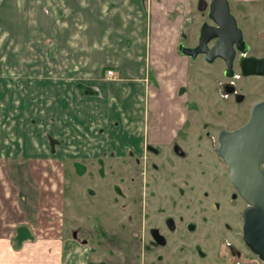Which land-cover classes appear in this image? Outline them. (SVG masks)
<instances>
[{
	"label": "crops",
	"instance_id": "crops-1",
	"mask_svg": "<svg viewBox=\"0 0 264 264\" xmlns=\"http://www.w3.org/2000/svg\"><path fill=\"white\" fill-rule=\"evenodd\" d=\"M229 1L250 3L262 0ZM56 2L59 17L61 12L71 17L68 18L69 27L54 21L51 28L48 26L49 30L39 31L41 27L32 24L25 29V51L27 42L37 50L43 49L47 37L51 39V46L59 48L49 61L58 62L55 66H59L60 73H55L58 78L54 81L42 72L44 53L41 50L34 54V59L27 60L29 70L33 72L25 80V90L32 82L45 90L49 85L53 86L47 98L42 93L37 99L42 106L38 110L40 124H30L33 132L27 129V134L22 132L25 126L11 124L10 137L4 144L0 143V264H94L89 246L71 235L72 230L83 224L70 226L65 222L66 217H62L66 197L61 191L66 167L76 173L79 171L77 161L102 160L138 151L145 139L144 128L149 126L150 120L155 124L157 120L173 119L172 114L167 113L170 102L165 98L156 102L155 112H148L143 67L150 59L148 45L153 36L154 44L159 48L155 55L165 58L171 66L184 59L175 50L176 39H172V32H177V27L183 24L181 13L185 7L183 10L181 7L187 1L155 0L165 6L158 9L160 15L167 10V4L178 11L175 21L163 15L161 24L157 26L156 22V33L151 29L154 23L152 9L148 10L147 16L143 0ZM33 8L32 5L30 13ZM106 13L113 21L108 29V39L113 32L116 36L108 43L104 55L95 49L89 51L90 31L83 32L82 26L94 23V18L97 26L96 17ZM51 31L54 32L52 38L48 36ZM94 33L98 35L96 27ZM182 65L177 64L172 73L177 69L182 71ZM108 69L114 70L117 79L107 75ZM192 80L187 68L179 81L191 84ZM168 87L170 92L174 89L172 82ZM160 93L165 97L164 89ZM161 124L154 126L150 133L149 139L154 143L168 142V134ZM30 161L34 162L32 166ZM86 170L85 165L82 174ZM67 230L70 231L69 237Z\"/></svg>",
	"mask_w": 264,
	"mask_h": 264
},
{
	"label": "flooded vegetation",
	"instance_id": "flooded-vegetation-1",
	"mask_svg": "<svg viewBox=\"0 0 264 264\" xmlns=\"http://www.w3.org/2000/svg\"><path fill=\"white\" fill-rule=\"evenodd\" d=\"M186 1L184 6L186 11L184 9L181 13L183 25L182 29L177 31V39V32H172V39H176L178 56L188 60L189 71L191 66L199 63V60L209 64L221 61L219 65L221 70L218 69L221 79H216L223 91L222 94L220 90L221 94L225 97L234 96L238 102L244 101L246 96L240 92L237 85V80L244 77L238 64L242 53L236 47L238 36L232 31L228 18H223L221 12L218 11V16L224 20L228 30L222 37L220 35L212 37L218 30L223 31L224 29L220 22L217 23L210 17L209 4L212 0L209 2L198 0L196 2L197 14H191L192 9H188L193 5V1ZM254 33L253 39L248 41L243 33V40L247 45L245 55L264 57V50H260L264 43V30ZM204 40L207 41L206 46L208 47L204 53L189 56L180 49V45L189 48L197 47ZM233 42L236 50L233 60L235 75L228 76V63L222 56L232 57V46L231 49L229 47ZM217 45L223 48H219L215 54L208 52ZM255 50L262 52L254 53ZM159 59H163L166 65H170L165 58ZM150 65L151 63L145 64L146 67ZM166 65L164 64V68ZM145 66L143 74L145 81H148ZM171 75L172 73L166 72L158 74L156 69L153 73L159 85H161V76L170 77ZM204 81L203 78L200 82L195 79V86L198 88V85L203 84ZM192 85L193 82L189 84L180 81L177 82L172 93L165 91L166 100L174 101L172 104L170 102L167 107L169 114L174 112V117L172 114V120H157L151 127H145V139L142 145L138 146V151L96 160V169L100 164L97 169L100 175L107 179L113 178L108 181V184L117 198L113 199L115 196H112V200L120 204L127 196L129 201H122L121 209L124 212L131 210L132 213L124 215L126 219L121 218L120 215L114 218L117 220L118 230L123 231L121 234L107 227L111 221L108 223L105 220L104 211H97V207L91 209L92 213H89V215L96 213V216L88 218L91 222L90 238L81 237L82 228L80 226L71 231L73 238L89 246L94 264H106V260L94 259L95 251H97L96 245L101 246L104 241L117 243L123 247L126 242H136L141 246L142 253L148 250L157 264H264V261L250 249L245 241L243 213L248 204L233 184L228 166L217 152L222 129L217 128L212 132L207 123L202 127L203 135L197 136L198 130L189 120L190 113L194 110L199 112L201 104L198 94H196L197 101H192L188 93ZM159 91H163V88L161 87ZM262 100L264 98L257 101L254 106ZM191 103L194 106L190 105ZM185 111L188 115H184ZM159 122L168 134L166 143L158 144L149 139L153 127ZM169 147L172 150L170 153L167 152ZM128 159L132 160L133 169L128 168V164L131 163ZM114 163L116 171L113 169L112 173L115 174L110 175L106 168ZM89 171L93 177L94 170ZM116 178L122 179L118 185L114 181ZM92 180L96 181L98 187L106 186L100 180ZM89 185L90 195L87 191V196H96V188ZM126 189L132 191L133 197L131 193L126 192ZM106 192L109 194L107 189ZM123 234L125 237H122Z\"/></svg>",
	"mask_w": 264,
	"mask_h": 264
},
{
	"label": "rangeland",
	"instance_id": "rangeland-1",
	"mask_svg": "<svg viewBox=\"0 0 264 264\" xmlns=\"http://www.w3.org/2000/svg\"><path fill=\"white\" fill-rule=\"evenodd\" d=\"M192 1L193 5L188 7V9H192L191 14H197L196 2L198 0ZM206 1L209 2L210 0ZM143 3L147 12V16L148 10L152 9L154 23L153 25H151V29L153 28L154 33H156L157 26L161 24V18L163 17V15L167 16L172 21L176 20L178 11L170 8V4L166 5L167 10H163V14L160 15L158 13V9L165 7L164 5L162 6L161 4H159V2L155 3V0H143ZM32 5L34 7L33 12L31 10L30 13L29 9H31ZM58 5L59 4L58 2H56V0H0V143L2 141V144H4V141H6L8 137H10L11 124L12 126H16L17 124L25 126L22 129V132L25 134L28 133V130L30 132H33V127H29L30 124L34 122L40 124V121H38V119L41 117V115L39 114L40 111L38 112V110L42 106L37 101V99H40L39 96L42 93L43 95H46L45 98H47V94L52 93V90L50 88H53V86L49 85V87H47V90H45V88H43L36 82H32L31 87L27 86V90H25V80H27L33 72L32 69L29 70L27 60L34 59V54L41 50V53H44V56L42 57V65L44 66L42 72L46 73L48 78L52 77L51 79L54 81L58 78L55 77V73H60L59 66H55L56 64H58L57 61L52 60L50 63L49 61L51 59L50 57L55 55L59 51V48L55 49L53 45L51 46L49 44L51 42V39L47 37V44H45V47L43 49H41L42 47H40L39 50H37L36 48L31 47L30 42H27L25 51V29H27V27L32 24L35 27H37V25L40 26L41 29L39 31H45L44 28H48L49 30V27L51 28L55 24V22H62L66 27H69L70 24H68V18L71 17H69L67 13L65 14V12H61L62 17H59V15L57 14L58 9L56 7ZM175 5L176 2L172 4L173 7H175ZM230 5L231 12L237 18L238 25L243 31L244 37L247 41L253 39L255 31L264 30V0L250 3L230 2ZM181 9H184V5H182ZM143 16L144 15H142V17ZM41 19H43V21L49 20V22H42ZM96 19L97 26H95L96 21L94 18V23H85L83 24L82 28L83 32L90 31L89 40L91 48L89 49V51L91 49H95L96 51H98V53H103L105 55L108 50V43L110 41H113L114 36H116L115 32H113V36L108 39V29H111L110 23L113 21H111L108 13H106L104 16H97ZM38 21H40V23H37ZM45 24L47 27H44ZM182 25L177 27V31L180 30V28L182 29ZM94 27H96V32L98 35H94ZM37 29L38 28H36L35 31ZM63 30H65L64 27ZM150 31L151 30L149 28V34ZM58 32H60L59 29ZM53 33L54 32H52L51 35L48 36L52 38ZM177 38L178 32L176 34V39ZM154 41L155 39L153 36L151 38V42H149L148 45V48H150L151 60L149 59L146 62L148 65L150 61H152V64L147 67L145 66V69H147L146 76L148 75L146 86L144 83L146 91L145 104L148 112H155L156 102L165 98L159 91L161 87L164 89V91H170L171 89L168 87V84L170 82H172L173 87L175 83L180 82V76H184L186 74V62L188 61L186 58H184L182 61L174 63L172 66L166 65V67L164 68V60L157 57H160L159 54L155 55L158 47L156 44H154ZM175 50L177 52L176 45ZM260 50H264V43L262 49ZM253 52L261 53L262 51L255 50ZM177 64L182 65V71L176 70L175 73H172L173 68H175ZM220 64L221 61H218L214 64H209L204 61L202 62V60H199V63L197 65L190 67L189 72L193 77V85L192 87H189L188 93L190 94L192 101H197L196 94L199 95L198 98L201 101L199 109L200 111L197 112L196 110H194V112L190 113L189 117V120L194 123L193 126H196L198 130L197 136L203 135V132L201 130L202 127L207 123L212 129V132L217 128L230 130L240 128L249 120L254 104L260 99L264 98V77L257 75L244 76L241 77V79L237 80V85L240 89V92L244 93L246 96V99L244 101L238 102L234 96L225 97L224 95H222L223 91L222 89H220L218 82L216 81V79H221L218 71V69L221 70V68L219 67ZM155 69L158 71V74H164L165 72L172 73V77L170 78L167 76L163 78L161 76V86L153 76ZM48 78L47 82H49ZM202 78L205 81L203 84L198 85V89L195 86L194 80L197 79L200 82L202 81ZM220 90L222 91V94ZM170 102L172 104L174 101L170 100ZM190 105H193V103H191ZM172 114L174 117V112H172ZM184 115H188L186 111L184 112ZM25 122H27V124ZM151 126L152 122L150 120L148 127ZM194 133L196 134V132ZM80 143L82 144L83 141H81ZM2 144H0V146H2ZM167 152H172L171 147H169ZM128 160L129 162H131L130 164H128V168L133 169L132 160ZM95 162L96 159L77 161L76 164L79 167V171H77L76 173H73L72 169L66 167V178L65 182H63L61 191L62 195L66 197V201L64 202L65 211L62 212V217H66L65 222L68 225L70 224V226H73L76 223H82L84 226H81V237H87V239L90 238L89 231L91 228V222L88 220V218L96 216L95 212L93 215H89V213H92L90 212L91 209H95L97 207V211H104L105 220L108 223L111 221L107 227L112 230L115 229V232L118 231L119 234H121L123 231L120 232V229L118 230V227L116 225L117 220L114 218L119 215L121 218H123L132 213L131 210H127L124 212L121 209V202L129 201L127 196L126 199H122L120 204L112 200V196H115L113 199L117 198L116 194H114V191L109 188L108 184V181L113 178L110 177L107 179L105 177H102L97 170L100 164H98V168L96 169ZM29 163L31 164V166L34 164V162L32 161H30ZM99 163H101V161ZM85 165L87 166L88 171L86 170L87 172L84 174V176H81L83 167ZM91 169L94 170L93 177H91V173L89 171ZM113 169L116 171L115 163L107 166V173L110 172V175L115 174L112 173ZM12 177H15V175H12ZM92 179L100 180L106 186L98 187L96 185V181ZM114 181L116 182L115 184L118 185V183L121 182L122 179L116 178ZM88 185L96 188V196H87V191L90 195L89 189H91L88 188ZM106 189L109 191V194H107ZM126 192L131 193L132 191L126 189ZM131 197H133V193H131ZM54 201L57 202L56 200ZM66 234L69 237L70 231L67 230ZM123 236L124 234L122 235V237ZM91 242H93V239H91ZM96 250L97 251H95L94 259L106 260V264H157L148 250H145L142 253L141 246L136 242H126L123 247L117 243L114 244L112 242L104 241L101 246L96 245ZM109 250H112L113 252H110Z\"/></svg>",
	"mask_w": 264,
	"mask_h": 264
},
{
	"label": "water",
	"instance_id": "water-1",
	"mask_svg": "<svg viewBox=\"0 0 264 264\" xmlns=\"http://www.w3.org/2000/svg\"><path fill=\"white\" fill-rule=\"evenodd\" d=\"M210 17L220 22L223 31H217L215 35H222L228 30L226 23L218 16L228 18L232 31L238 36L236 47L242 53L238 64L242 76H264V57L245 55L246 43L243 40V32L238 27L237 19L231 12L229 0H212L209 4ZM197 47H184L181 51L186 55L195 56L207 51V41ZM232 46V57H225L228 63V76L235 75L233 60L235 58V46ZM226 46V43L223 42ZM206 46V47H205ZM223 46H215L209 53L215 54ZM222 55V54H218ZM229 169L231 180L248 206L243 213L244 238L250 249L264 261V100L258 102L246 124L240 128L229 131L222 129L220 133V146L217 150Z\"/></svg>",
	"mask_w": 264,
	"mask_h": 264
},
{
	"label": "built area",
	"instance_id": "built-area-1",
	"mask_svg": "<svg viewBox=\"0 0 264 264\" xmlns=\"http://www.w3.org/2000/svg\"><path fill=\"white\" fill-rule=\"evenodd\" d=\"M107 75H108V76H112L113 79H116V78H117V76L115 75V72H114L113 70H111V69H109V70L107 71Z\"/></svg>",
	"mask_w": 264,
	"mask_h": 264
},
{
	"label": "bare ground",
	"instance_id": "bare-ground-1",
	"mask_svg": "<svg viewBox=\"0 0 264 264\" xmlns=\"http://www.w3.org/2000/svg\"><path fill=\"white\" fill-rule=\"evenodd\" d=\"M122 104V103H121ZM111 108V107H110Z\"/></svg>",
	"mask_w": 264,
	"mask_h": 264
}]
</instances>
